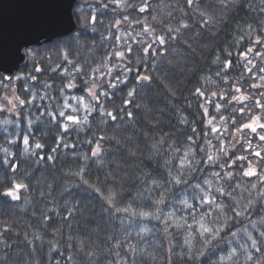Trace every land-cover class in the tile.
Masks as SVG:
<instances>
[{
  "label": "clouds",
  "instance_id": "clouds-1",
  "mask_svg": "<svg viewBox=\"0 0 264 264\" xmlns=\"http://www.w3.org/2000/svg\"><path fill=\"white\" fill-rule=\"evenodd\" d=\"M189 2L190 7L185 9L184 3ZM83 3H88V0H81L73 9L78 18V27L71 33L58 40L51 49H33L31 54L25 52L29 60L45 61L51 65V71H56L60 64L68 62L66 69L69 70L64 73V85L59 86L56 97H52L51 83L47 80L43 82L46 92L44 98L51 99L56 108L54 112L50 109L48 114L52 116V123L59 125L57 135L69 145L72 140L64 136V133L71 135L73 128L79 132L87 131L86 143L92 145V150L74 152L73 155L80 157L81 162L74 163L63 171L78 177L106 206L117 211L144 216L142 213L146 210L134 207V202L142 196L151 200L152 210L146 212L158 221L163 215L164 231L169 237V244L172 243L173 235L169 228L174 227L177 236L191 234L183 239V243L188 246L187 254L195 260V264H200V258L207 255L209 250L214 253L209 259V264H221V258L225 256L231 257L227 264H258L249 249L258 245L264 246V231L259 227L254 228V225L264 218V158L256 159L250 152L244 153L242 147H237L240 144V134L235 133L228 139L227 147L216 144L215 152L227 157L231 148L237 156L244 155L247 159L237 160L243 162L235 163L234 167L225 170L224 176L217 177L213 165L208 160L210 153L215 154L213 145L209 142L213 139L222 141L229 133L225 131L223 136H213L210 131H205L204 137L201 138L197 125L200 112L197 111L196 102H199L200 106L209 107V100H214L215 93L227 95L226 89L229 85H221L220 80L241 81L243 76L233 77L225 74L226 60L222 59L219 50L212 52L211 44L201 45L195 38L216 36L224 22L229 20V13L241 4L242 0H203V3L201 0H161L158 4H150L149 7L153 10L151 14L133 19L125 16L123 21L116 23L129 26L133 23L147 24L146 35L143 28H135V36L132 39L135 41L136 36L145 37L139 41V52H142L144 47L155 44L152 56L134 53L131 58L124 55L119 59H114L119 45L106 52H100L95 41L82 35L83 31L93 27L81 14ZM145 4H149V0H139L135 6L142 7ZM259 4L264 5V0H259ZM132 6L127 0H122L119 4V8L125 12ZM260 11L264 12V8H260ZM197 23L200 27L189 36L185 29L193 28ZM257 27L264 32V15L258 16L254 23L244 25L242 30L244 35L255 39L259 37L260 50L264 51V35H257ZM120 35L123 36L124 32L120 31ZM161 36L164 37L163 43H157ZM236 38L240 39L239 36ZM201 47L210 54H202L198 50ZM157 48L160 50L157 51ZM37 52L42 55H36ZM49 53L52 58H49ZM259 58L264 62V56ZM258 79L260 85H264V79ZM68 84L72 87L69 88ZM121 85L124 86L123 91L118 93L123 96L121 104L109 103L112 91ZM65 88L72 90L71 97L65 92ZM77 88H82V91L75 92ZM247 88L248 85H245L246 93ZM9 89L13 103L3 104L4 114L0 115V121L19 124L22 97L17 95L14 82L9 85ZM205 93L208 99H202ZM256 95L252 92L245 105L254 114L256 105L253 100ZM2 99L7 102L9 96L6 95ZM70 99L72 103L69 102ZM259 99L264 101V92L259 94ZM125 102L132 107L125 110ZM117 108H120L119 112ZM68 109L71 111L68 112ZM236 111L237 108L233 106L229 116ZM69 115L78 119L69 121ZM260 116L264 117V109L260 110ZM246 117L247 113L239 122ZM25 118L28 124L35 123L27 116ZM36 119H39V116ZM200 123L204 126L206 121L201 120ZM4 131L7 132L8 129L5 128ZM244 135L249 137L251 133L246 132ZM15 139V135L9 134L0 140V152L14 155L13 149L5 141L13 142ZM97 145L99 151H96ZM33 146L43 148L44 144L36 140ZM252 147H259L264 151V144L259 142L253 143ZM28 151L29 146L26 149L22 144L20 156L23 157ZM145 160L150 161L152 167L145 166ZM248 160L258 168V175L244 174V169L250 166ZM89 162H94L95 167L103 169L104 179L98 182L95 178L89 180L84 176L83 172ZM223 164L221 161V168ZM205 168L208 169L207 172L204 171ZM209 180H213L211 211L209 206L199 202L201 194H209L204 187ZM130 182L136 184L135 189L129 187ZM15 183L22 184L27 192L28 184L24 177H14L13 185ZM165 184L168 186L163 187ZM154 185L161 189L159 193L154 189ZM185 185L195 189L192 195L199 202L195 209L197 215L191 220L192 224H207L213 229L211 234H201L199 227L196 230L185 229L184 225L188 221L183 216L163 212L166 200L173 199L170 195L173 193V186L177 189L176 195L181 191L185 192L176 201L177 204L184 206L182 202L185 200L189 204L192 203ZM9 187L11 186L0 187V195H10ZM219 189L222 191L217 196L216 190ZM40 195L45 193L41 192ZM19 198L17 196L16 199ZM30 198L31 194L24 197L25 200ZM251 229H255L257 235H254ZM241 233L246 235L247 240H242ZM33 235L42 237V233L35 229ZM79 243L83 247L86 241ZM258 259L259 264H264V253H261Z\"/></svg>",
  "mask_w": 264,
  "mask_h": 264
},
{
  "label": "trees",
  "instance_id": "trees-1",
  "mask_svg": "<svg viewBox=\"0 0 264 264\" xmlns=\"http://www.w3.org/2000/svg\"><path fill=\"white\" fill-rule=\"evenodd\" d=\"M138 2L139 0H127V3L133 6L125 12L113 0H88V3L81 5V14L93 27L83 31L82 35L88 40L95 41L100 52H106L119 45V50L116 53H123L122 56L127 55L131 58L134 53H138L140 56H152L155 44L151 47L146 46L142 52H139V41L145 37L136 36L135 41L132 39L135 36L133 31L135 28H143L146 35L147 24L133 23L129 26L124 23H116V21H123L125 16L133 19L151 14L153 10L149 5L158 4L161 0H149V4L136 7ZM80 3L81 0H77L75 6ZM183 6L188 9L190 2L184 3ZM260 8H264V5L259 4V0H242V3L235 6L234 10L229 13V20L224 22L221 31L216 36L195 38L201 45L211 44L212 52L219 50L223 60H231V67L226 68L225 74H230L233 77L243 76V79L239 81V86L245 90V85H248L247 92L249 94L255 92L257 99H259V94L264 92V87L252 89L249 86L252 83L260 85L258 78L264 75V72L260 71L261 68H264V62L256 57L255 53L257 51L264 53V51L260 50L261 44H257L254 37L244 35L242 29L244 25L254 23L258 16L264 15ZM74 17L77 23L78 18L75 14ZM199 27L200 25L197 23L193 28L185 29V32L191 36ZM120 31L124 32L123 36L120 35ZM256 31L257 35H264L259 27ZM237 36L240 37L239 40H237ZM60 39L25 49V52L31 54L33 49H51ZM249 48H252L253 51L244 57L242 54ZM198 50L205 56L210 54L206 53L203 47ZM116 53L114 59L122 57ZM36 55H42V53L37 52ZM49 58H52L51 53H49ZM249 60H252L255 66L252 72L246 70ZM67 63L66 61L60 64L56 71H51V65L45 61L29 60L26 56L19 71L10 81H5L4 75H0V109H2L0 115L4 114L3 104L7 103L2 98L8 95L11 99L9 89L11 83L14 82L17 95H21L22 99L26 101L19 109V124L6 125L4 129L7 128L8 131L0 132V140L9 134L16 137L13 142L5 141L13 149L14 155L0 152V187L10 185L9 188L13 189L20 197L16 199L11 195H0V264H181L182 261L184 264H195V260L187 254L188 246L183 243V239L188 238L190 233L184 237L177 236L176 229L169 228V231L173 233L172 243L169 244V237L164 231L163 215L158 221L151 216L132 215L125 211H117L106 206L78 177L70 176L63 171L72 164L81 162L80 157L73 155L74 152H90L92 150V145L86 143L87 131L79 132L73 128L71 135L64 133V136H68L72 140V144L69 145L57 135L59 125L52 123V116L48 114L50 109L54 112L56 108L51 99L44 98L46 92L43 82L47 80L51 83L52 97H56L59 93V86L64 85L66 79L64 73L69 70L66 69ZM80 82L83 84L82 80ZM237 82L220 80L221 85L224 83L229 85L226 91L230 90L231 84ZM123 89L124 86L121 85L113 90L109 103L120 105L123 96L118 93H121ZM64 90L71 97L72 90L67 88ZM81 91L82 88L75 89L77 93ZM69 102L73 101L70 99ZM217 102H222L219 96L214 97V100H209L208 116L203 114L204 109L201 108L199 102H196L197 111L200 112L197 125L201 138L204 137L205 131H209L211 128V125L207 123L201 126V120L207 121L211 116H215V123L219 127V116L221 114L225 117L229 116L231 108L235 105V102H232V105H228L225 111L217 113L215 109ZM131 107V104L126 103L125 110ZM67 111L70 112L71 109ZM119 111L120 108H117V112ZM256 115H260L259 109H256ZM26 116L28 119L34 120L35 123L28 124ZM37 116L39 119H36ZM236 116L237 122H239L245 114L236 113ZM261 122L264 123V120ZM257 131L260 132V129ZM247 132L251 133L250 130ZM212 135L216 136L217 134L212 133ZM25 137L29 139V151L21 157L20 149ZM227 139H231L230 133ZM248 139L253 143L259 142L256 133H251ZM36 140L43 143L44 147L35 148L33 145ZM216 143L217 141L213 139L212 145L215 146ZM242 151L249 153L252 150L245 146ZM242 162L237 161L236 164ZM144 165L152 167L151 162L147 160L144 161ZM234 166L229 165V167ZM204 171L207 172L208 169L205 168ZM83 174L87 179L95 178L98 182L105 177L103 169L95 167L94 162H89ZM17 176L24 177L28 184L27 192L24 187H16L22 184L15 183L13 185V178ZM167 186L165 184L163 187ZM129 187L135 189L136 184L130 182ZM153 187L157 193L161 191L159 187L155 185ZM184 188L187 195L191 197L192 203H195L197 207L199 202L192 195L195 189L188 188L187 185ZM41 192L45 195H40ZM176 192L177 189L173 186V193L170 194L173 199L166 200L163 212H172L176 216H183L188 221L184 228L196 230L198 226L191 222L192 217L197 215L196 207L188 209L177 204L176 201L185 192L181 191L179 195H176ZM28 194H31V198L25 200L24 197ZM134 207L151 211L153 205L151 200L142 196L134 202ZM34 229L41 232L42 237L38 238L33 235ZM251 230L254 235H257L255 229ZM261 230L264 231V229ZM240 237L242 240H247L244 233H241ZM79 241H86V243L81 247ZM258 249L250 248L249 251L259 258L261 253H264V246L258 245ZM212 255L214 253L209 250L207 255L200 258V264H209Z\"/></svg>",
  "mask_w": 264,
  "mask_h": 264
},
{
  "label": "snow or ice",
  "instance_id": "snow-or-ice-1",
  "mask_svg": "<svg viewBox=\"0 0 264 264\" xmlns=\"http://www.w3.org/2000/svg\"><path fill=\"white\" fill-rule=\"evenodd\" d=\"M122 2V0H115V3H117L118 5ZM159 41L161 43H163L164 41V37L161 36L159 37ZM256 43L259 44L260 43V38L257 37L256 38ZM253 49L249 48L246 52H244L242 55L244 57L248 56L249 52H252ZM116 55L118 56H122L123 53H116ZM256 57H261L264 56V53L257 51L255 53ZM225 65L227 67H231V60H226ZM254 65L252 60H249L248 62V66L246 67V70L249 72H252L254 70ZM261 72H264V68L260 69ZM262 79H264V75L260 76ZM69 88L72 87L71 84L67 85ZM252 89H259L261 87H264V85H258L256 83H252L249 86ZM234 90V91H233ZM215 97L219 96L222 102H217L215 104V109L217 111V113H220L222 110L225 111L226 107L224 106L225 104L227 105H232V102H235V107L237 108V111L234 112L231 116H227L225 117L224 115H220L219 116V120L221 121L219 127L216 125L215 121H216V117L215 116H211L210 118L207 119L206 123L208 125H211L210 128V132L211 133H216V136H223L224 132L227 131L228 133H230V135H234L235 133H239L240 134V144L239 147L245 148V146L248 149H251L252 151L250 152L251 155L253 157H255L256 159H261L264 158V151H261L259 149V147L253 149L252 145L253 142L252 140H249L248 137H246L244 134L247 132V130H250L251 133H256L259 137V142L261 144H264V123H262L261 121L264 120V117H261L260 115H256L252 112L251 109H248L245 107V105L247 104L248 100L251 98L250 94L247 92H245V90L239 86V81L236 84H231L230 85V90L227 91V95H221L220 93H215L214 94ZM204 97L206 99H208L207 94H204ZM7 103H13L12 99H9L7 101ZM21 104L26 103V101L24 99L20 100ZM253 103L256 105V109L262 110L264 109V101H261L260 99L255 98L253 100ZM201 107L204 109L203 114L205 116L209 115L208 112V107H203V105H201ZM0 111H2V109H0ZM236 113H241V114H245V113H250V115H247V117L240 121L239 123H237V116ZM67 119L69 121H73V120H77L78 117L76 116H67ZM10 122L8 121H0V132H2L4 130V126L9 125ZM67 127V126H66ZM260 129V132H258L257 130ZM217 143L216 144H222L224 147L228 146V139L227 137L224 138V140H216ZM241 141H243V143H241ZM210 144H212V141L209 142ZM23 144L25 146V148L27 149L28 145H29V139L27 137L24 138L23 140ZM37 147H39V145H37ZM231 148H229L230 150ZM233 150V149H232ZM96 151H99V146L97 145ZM213 153H210L208 156V160L209 162L213 165L214 169H215V176L219 177V176H224L225 175V170L230 169L232 167H229V165H235L237 160H246L247 157H245L244 155H239L237 156L235 151H229L228 156L225 157L223 155H221L218 152H215V146H213ZM232 157H235V159H231ZM221 161L224 162L223 164V168H221ZM248 164L250 165L248 168L244 169V174L246 176H256L258 175V168L254 165H251V160H248ZM229 179L231 178V176L228 177ZM213 184V180H209L205 183L204 187L206 189V191H208V195H203L201 194L199 197V202L209 206V209L211 211L210 206L213 203V196L211 195V192L213 191V189L211 188V185ZM16 187H23V185H17ZM217 191V196L219 195V192L222 191V189L216 190ZM8 193L13 196L14 198H17V194L16 192L9 188L8 189ZM184 204V206L188 209H192L196 207L195 203H191L189 204V202L187 200L182 202ZM142 215L144 216H148L149 213L148 212H143ZM199 230L201 231V234H211V232L213 231V229H211L207 224L205 223H199L198 224ZM255 227H259L261 229H264V218H262L258 224L254 225ZM189 228H191V225H189ZM258 246H254L253 249H257ZM253 259H257L258 264H259V259L255 256L252 257ZM231 259L230 256H225L223 258H221V264H227V262Z\"/></svg>",
  "mask_w": 264,
  "mask_h": 264
},
{
  "label": "water",
  "instance_id": "water-1",
  "mask_svg": "<svg viewBox=\"0 0 264 264\" xmlns=\"http://www.w3.org/2000/svg\"><path fill=\"white\" fill-rule=\"evenodd\" d=\"M77 0H0V74L11 80L25 48L67 36L77 27Z\"/></svg>",
  "mask_w": 264,
  "mask_h": 264
}]
</instances>
